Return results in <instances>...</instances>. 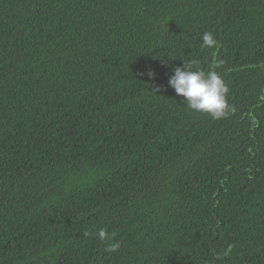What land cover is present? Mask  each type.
Returning a JSON list of instances; mask_svg holds the SVG:
<instances>
[{
    "label": "trees",
    "instance_id": "obj_1",
    "mask_svg": "<svg viewBox=\"0 0 264 264\" xmlns=\"http://www.w3.org/2000/svg\"><path fill=\"white\" fill-rule=\"evenodd\" d=\"M0 264H264V0H0Z\"/></svg>",
    "mask_w": 264,
    "mask_h": 264
}]
</instances>
